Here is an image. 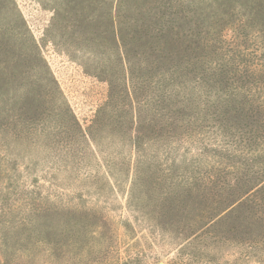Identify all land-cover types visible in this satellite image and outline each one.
Listing matches in <instances>:
<instances>
[{
	"label": "trees",
	"instance_id": "obj_1",
	"mask_svg": "<svg viewBox=\"0 0 264 264\" xmlns=\"http://www.w3.org/2000/svg\"><path fill=\"white\" fill-rule=\"evenodd\" d=\"M43 1L50 5L52 14H68L83 13L87 10L83 3L87 1L88 9H95L91 3L96 0H60V6L56 0ZM99 1L104 4L105 14L111 15L113 38L122 51L124 71L119 77L100 74L102 70L92 72L107 82L108 91L85 127L72 114L68 103L63 105L57 114L60 135L73 142H66L63 149L71 159L62 160L59 167L87 165L88 152L101 163L119 164L127 161L125 154L120 158V150L129 147L133 161L136 160L134 167H128L132 174L150 173L149 166L145 171L140 165L151 160L153 167L161 166L154 172L174 177L175 190H169L163 197L162 211L154 219L161 227L171 228L173 222L179 223L184 217L186 229L196 227L191 236L196 239L179 244L167 264H211L208 253L197 247V243L205 242V237L210 235L211 223L219 225L230 218L235 227L229 231L238 236L240 233V242L248 245L243 256L263 250L258 246L264 243V49L258 54L247 46L250 36L245 28L248 24L256 25L249 22L258 19L259 28L252 36L264 48V14H252L244 20L227 14L231 11L228 6L223 14L207 17L180 14L185 0H114L115 9L110 6L113 0ZM116 17L122 20L117 22ZM7 53L4 38L0 36V55L5 57ZM147 56H153L155 71L163 65L167 76L166 102L162 108L159 100L145 98L148 84L141 66L142 62L152 64ZM0 64L8 67L6 58H0ZM94 67L98 69L97 65ZM6 84L0 78V95L7 90ZM7 116L1 119L0 134L6 137L4 130L9 131L18 145L22 138V131L17 128L20 115L8 113ZM29 118L25 115L23 119ZM6 122L8 125L3 128ZM206 153H211L208 156L214 159L212 163L207 161L210 167L203 171L199 167L190 171L183 166L162 167L179 158L185 161L188 155ZM14 155L15 158L7 156L0 160V171L5 174L12 170L17 178L19 173L14 164L18 154ZM257 155L259 161L255 160ZM9 162H13L12 167L2 168ZM74 182L77 178L58 176L33 178L29 182L22 179V201L27 205L22 224L31 225L34 221L43 230L54 226L51 222L61 220L67 229L72 196L65 187L75 185ZM2 198L0 211L6 214ZM193 204L199 206L201 214L194 216V207L190 208ZM205 214L212 217L198 227L197 219ZM105 218L102 215L100 221ZM127 225L130 226L128 222ZM71 244L69 237L61 241L37 236L32 243L37 250L31 251L30 264L40 260L45 264L67 263ZM23 251L22 258L28 257Z\"/></svg>",
	"mask_w": 264,
	"mask_h": 264
},
{
	"label": "rangeland",
	"instance_id": "obj_2",
	"mask_svg": "<svg viewBox=\"0 0 264 264\" xmlns=\"http://www.w3.org/2000/svg\"><path fill=\"white\" fill-rule=\"evenodd\" d=\"M185 1L184 11L182 8L180 14L207 17L209 14H223L227 6L231 8L227 14L244 20L252 14H264L263 0ZM83 4L87 9L83 13L52 14L46 1L0 0V36L9 51L5 57L0 55V58H6L8 66L4 68L0 64V78L7 82V90L0 95V122L8 117V113L18 114L17 128L22 131L18 145L9 131L4 130L6 137L0 134V138L5 140H0V160L7 156L15 158L17 153L18 161L14 165L19 173L16 178L12 170L5 171V174L0 171V197L3 196L6 207V214L0 211V264H30L31 251L37 250L32 245L37 236L61 241L71 238L67 253L70 258L67 263L58 264H167L175 256L179 244L196 239L191 237L196 227L186 229L184 217L179 223L173 222L171 228L161 227L154 219L158 211H162L163 197L169 190H175L174 177L154 172L161 166L153 167L151 160L140 165L145 171L149 166L150 173L132 174L128 167H134L136 160L133 161L129 147L120 150V158L125 154L127 161L119 164L101 163L88 152L87 165L68 169L59 167L62 160L71 159L63 149L66 142H73L60 135L57 114L63 105L68 103L72 114L85 127L108 91L107 82L92 72L100 73L102 70L100 74L119 77L124 71L122 51L113 38L111 15L105 14L104 4L99 0L91 3L95 9H88L89 1ZM115 4L114 0L110 3L112 9H115ZM231 18L234 20L233 16ZM115 19L117 22L122 20L121 17ZM252 22L256 25L248 24L245 28L250 36L246 44L261 54L264 48L252 36L259 28L258 19L249 23ZM125 23L130 25L131 21L125 20ZM17 54L20 56L15 57ZM147 63L142 62L141 66V73H145L143 78L148 84L145 98L148 101L159 100V108H162L166 102L167 81L164 66L155 71L153 59L152 64ZM25 115L30 117L26 121L23 119ZM7 125L8 122L3 128ZM12 126L11 122L8 127ZM208 154L211 153L188 155L185 161L179 158L162 167L183 166L187 171L199 167L203 171L210 167L207 161L212 163L214 159ZM254 157L259 159L258 155ZM7 166L12 167L13 162L2 165V168ZM51 176L77 178L75 185L65 187L72 196L69 227L65 229L61 220L51 222L54 226L43 230L34 221L31 225L22 224V213L27 207L22 201V179L29 182L33 178L39 180ZM193 205L190 208L194 207V216L198 212L201 214L199 206ZM102 215L106 218L100 221ZM210 216L205 214L202 219H197L196 225L203 226ZM232 222L233 218L215 226L211 223L210 235L205 237V242L197 243V247L208 253L211 264H264V243L258 246L263 250H251L248 256H243L248 245L240 242V233L238 236L233 230L229 231L235 227ZM232 237L236 239L232 240ZM204 244L208 245L202 247ZM209 248L210 251H205ZM22 249L28 257L22 258ZM34 264L45 263L40 260Z\"/></svg>",
	"mask_w": 264,
	"mask_h": 264
},
{
	"label": "water",
	"instance_id": "obj_3",
	"mask_svg": "<svg viewBox=\"0 0 264 264\" xmlns=\"http://www.w3.org/2000/svg\"><path fill=\"white\" fill-rule=\"evenodd\" d=\"M158 264H162V262H159Z\"/></svg>",
	"mask_w": 264,
	"mask_h": 264
}]
</instances>
